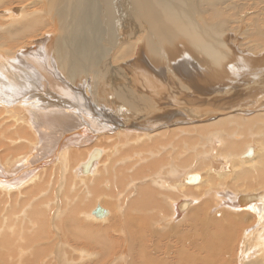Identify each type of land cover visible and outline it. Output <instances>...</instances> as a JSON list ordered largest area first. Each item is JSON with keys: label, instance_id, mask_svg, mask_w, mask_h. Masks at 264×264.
<instances>
[{"label": "bare ground", "instance_id": "1", "mask_svg": "<svg viewBox=\"0 0 264 264\" xmlns=\"http://www.w3.org/2000/svg\"><path fill=\"white\" fill-rule=\"evenodd\" d=\"M0 50V264H264V0H0Z\"/></svg>", "mask_w": 264, "mask_h": 264}, {"label": "water", "instance_id": "2", "mask_svg": "<svg viewBox=\"0 0 264 264\" xmlns=\"http://www.w3.org/2000/svg\"><path fill=\"white\" fill-rule=\"evenodd\" d=\"M11 12H12V15H13V17H15L16 16V14H17V12H18V8L17 7H15V8H12L11 9ZM111 87H112V85H111ZM113 88V92L116 90V87L114 86V87H112ZM244 88V87H243ZM246 89V88H245ZM176 107V106H175ZM121 109H122V105H121ZM180 113V112H179ZM134 113H132V112H127V110H123L122 109V112H121V117H122V119L125 121H128L129 119H132V115H133ZM120 121V120H119ZM97 151V152H96ZM100 152L98 151V149H96V150H93L91 153H90V155H89V157H88V160L87 161H91L92 159H95V158H97V157H99L100 156ZM192 180H193V178H192ZM191 180V181H192ZM93 212V214H95L96 216H103V215H105L106 214V212L103 210V209H101V208H97V209H95L94 211H92Z\"/></svg>", "mask_w": 264, "mask_h": 264}, {"label": "rangeland", "instance_id": "3", "mask_svg": "<svg viewBox=\"0 0 264 264\" xmlns=\"http://www.w3.org/2000/svg\"><path fill=\"white\" fill-rule=\"evenodd\" d=\"M252 21H254L253 19H251ZM138 28V27H137ZM241 34V33H240ZM248 37V39H251L249 36H247ZM26 38V37H25ZM230 40H233L232 38L230 39ZM253 42H254V40H252ZM256 41V40H255ZM231 43H235V42H233V41H231ZM236 44V43H235ZM234 44V45H235ZM235 46H237V45H235ZM238 48V47H237ZM1 51V50H0ZM1 52H3V51H1ZM6 53V52H5ZM8 53V52H7ZM18 53V52H17ZM1 54V53H0ZM9 54V53H8ZM188 56V55H187ZM192 58V57H191ZM142 66H143V64H142ZM140 67L141 68V70H143L144 69V67H146V65H144V67ZM194 73L196 74L197 72L196 71H194ZM106 80V81H105ZM103 81H105L104 83L105 84H109L110 86H111V84L109 83L110 81H109V77H107V79H104ZM144 81H146L147 82V77H145V79H144ZM194 83H197V82H194ZM213 85V84H212ZM189 86H195V84H193V83H191V84H189ZM196 86H198V85H196ZM157 87V86H156ZM212 88V87H211ZM243 89V88H242ZM244 90V89H243ZM127 105V106H126ZM135 107V106H134ZM132 108V106L130 105V103L129 104H122V109L123 108H125V110H127V112L129 111V112H132V111H136V107L135 108ZM130 109V110H129ZM124 110V109H123ZM60 197H61V195H59ZM60 197H59V199H60ZM61 199H62V197H61ZM60 199V200H61ZM62 205H63V199H62V201L60 202ZM83 207V206H82ZM63 219V218H62ZM61 218H60V220H62Z\"/></svg>", "mask_w": 264, "mask_h": 264}]
</instances>
